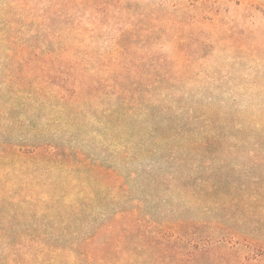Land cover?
<instances>
[{
  "label": "rangeland",
  "instance_id": "374dc122",
  "mask_svg": "<svg viewBox=\"0 0 264 264\" xmlns=\"http://www.w3.org/2000/svg\"><path fill=\"white\" fill-rule=\"evenodd\" d=\"M121 82L143 101L133 110L105 93ZM36 146L70 163L45 169ZM118 216L157 226V250L183 231L222 246L206 264H264V0H0L7 242L77 264Z\"/></svg>",
  "mask_w": 264,
  "mask_h": 264
},
{
  "label": "trees",
  "instance_id": "16d2710c",
  "mask_svg": "<svg viewBox=\"0 0 264 264\" xmlns=\"http://www.w3.org/2000/svg\"><path fill=\"white\" fill-rule=\"evenodd\" d=\"M22 54L23 53L20 52V55ZM114 85L115 86L112 87L113 92L105 93H111L122 97L125 95L129 97H125L124 104H122L117 111L126 112L133 110L138 101L139 103L143 102L140 100L141 98L129 96L137 91V89L133 87V84H130L129 82H121L114 83ZM126 93H129V95ZM3 151L10 152V156H7L8 158H14V156L17 155L20 156V154L15 151L11 152L10 148L4 149ZM28 155L34 160L41 158V165L48 170L53 166L63 167L68 166L70 163L68 159L69 156L66 153H59L57 148H50L48 146H36L32 151L28 152ZM4 157L5 155L3 158ZM16 161L17 160H15L14 164H16ZM22 169L23 167L20 168V170ZM122 216L111 219L108 223L102 225L80 242V244L74 249V252L77 254V264H206L203 260V256L206 257L209 253L222 249V246H219V244L213 245L212 243H209V245L205 244L204 246H200V244H194V242H186L183 231H181L184 227H181L179 239H169L162 244L160 250H157L156 243L153 245L150 241V236L156 232L155 229L157 226L151 224L148 227L146 226L147 223L134 221V216ZM124 218L126 222L129 220V223H122ZM121 224L124 226H121ZM8 234L9 228H0V244H5V248L8 251V253L5 252L6 254L4 257L0 258V264H58L57 254H53L56 255V257L51 263L46 260L42 261V259L39 258L40 255L50 256L49 252L55 250L51 249L53 248L51 246H49L51 248H37V250H32L30 254L33 258H21L19 255V248H11V245L16 242H7ZM160 234H162V232L159 233L158 236ZM102 235L107 236L108 241L99 243V238L100 236L102 237ZM186 243L190 246L188 252L185 254L176 251L174 252L171 250L172 247L169 246V244H176L178 246L181 244L184 246ZM132 246L134 247V250H132ZM227 249L229 250L231 248ZM163 251L168 256H165ZM151 252H156L157 254L160 253V256L158 255L157 259L151 258V255L153 254ZM167 259L169 260L168 263H166ZM214 261L216 264H228L227 260L224 258H215L213 260H208L207 262H209V264H214Z\"/></svg>",
  "mask_w": 264,
  "mask_h": 264
}]
</instances>
